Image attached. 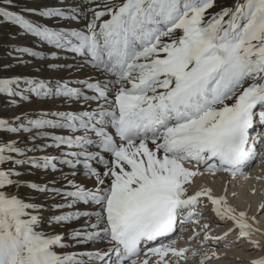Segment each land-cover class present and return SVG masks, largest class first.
<instances>
[{
	"label": "snow or ice",
	"instance_id": "obj_1",
	"mask_svg": "<svg viewBox=\"0 0 264 264\" xmlns=\"http://www.w3.org/2000/svg\"><path fill=\"white\" fill-rule=\"evenodd\" d=\"M214 7L0 0V26L19 29L8 38H32L0 44V73H36L0 74V111L23 109L0 115V264H207L233 231L261 249L227 188L193 190L202 176L246 180L264 156V0ZM209 205L232 225L221 236L201 223ZM85 245L98 246L64 251Z\"/></svg>",
	"mask_w": 264,
	"mask_h": 264
},
{
	"label": "rangeland",
	"instance_id": "obj_2",
	"mask_svg": "<svg viewBox=\"0 0 264 264\" xmlns=\"http://www.w3.org/2000/svg\"><path fill=\"white\" fill-rule=\"evenodd\" d=\"M50 0H43V3H47L49 4ZM18 6H24L25 4V0H17ZM233 3V0H217V7H214L213 9H211V12H216L219 10L220 5H227L230 6ZM28 7H40V4H27ZM13 10H19V7H17L16 9ZM34 20H39V17H31ZM44 23H47L49 26H54L57 23L62 24L63 26L66 25V21L63 22H57V21H53V20H45L43 21ZM19 29L16 27H13L9 24H3L2 26H0V36H2V39H0V44L2 45H11V44H17V45H30L32 43V38L31 37H22V38H17L15 40H10L8 38L9 33H16L18 32ZM8 51L7 47H0V57H3L4 54ZM12 61L10 59H0V66L4 65V64H9ZM32 74L35 75L36 73H32L29 71V68H23V67H16V68H12L7 72H2L0 74L8 76V75H12V74ZM28 107V106H25ZM23 109H16L15 111L12 110H5V111H0V115L2 116H11L14 115L16 112L22 111ZM260 150V149H258ZM259 165H264V156H261L259 158V160L257 162H254L251 164L250 167H248L246 170L248 171H255V168ZM37 176H41V173H36L34 176H30V177H26L27 179L30 180H35V179H39L37 178ZM225 176V175H224ZM220 178L222 179V181H225L226 183V188H235V196L233 197V194L230 195V199L234 202V204L236 205L237 209H244L245 212L247 214H253L256 216V218H258L260 221H262L264 223V210H261V206L264 205V188L263 190L261 188H258L259 183H257V181H255V179H251L248 182V188L247 189H242L241 187H239L237 184L238 182L235 184V181L232 182V180L228 179V182L226 181V177H223V175H220ZM214 179V180H212ZM216 176L215 177H211V176H202L200 178V182L206 184V185H212L214 184V189H218L219 185L221 186L222 183H216L215 182ZM250 185H252L255 189V191L253 192V189L250 188ZM213 186V185H212ZM217 186V187H216ZM233 186V187H232ZM237 188V189H236ZM26 191L25 189L21 190V193L23 194V192ZM250 191V192H249ZM256 201H259L260 204L257 205ZM208 212L210 211V206H209V210H206ZM258 212V213H257ZM210 214V213H208ZM212 219V220H211ZM206 222V220H205ZM207 222H211V223H216V225L212 226V231L214 232H220L223 230V227H220L219 225H217L216 219L213 218L212 216H208ZM202 223V222H201ZM218 226V228L216 227ZM228 226V225H227ZM229 227V226H228ZM189 230H191V225L188 226ZM227 231V229L225 230ZM190 232V231H188ZM222 233V232H221ZM224 233V232H223ZM182 233H179V235H181ZM187 237L189 236V233L186 234ZM191 235V234H190ZM202 236L197 237L198 240H201ZM229 238H231L230 241H228V243L231 244V248L230 247H223L224 250L226 249V251L220 253L221 256L223 257L222 259H213L211 260L210 264H229L231 263L232 260H234L233 262L237 263V264H249L250 260L252 258H255L257 256H259L261 254L262 251H264V240L261 243V249L259 250H252L251 246L244 240H241L239 243H236L237 241V233L236 231H233L229 236ZM196 239V241H193L192 243L195 244L198 240ZM237 245V246H236ZM234 246V247H233ZM246 251V252H244ZM233 252V253H230ZM235 252V253H234ZM246 254H244V253ZM223 254V255H222ZM237 254L239 256H237ZM236 255V256H235ZM236 259H235V258ZM210 262V261H209ZM183 264V262H182ZM187 264H191V261L187 262Z\"/></svg>",
	"mask_w": 264,
	"mask_h": 264
},
{
	"label": "bare ground",
	"instance_id": "obj_3",
	"mask_svg": "<svg viewBox=\"0 0 264 264\" xmlns=\"http://www.w3.org/2000/svg\"><path fill=\"white\" fill-rule=\"evenodd\" d=\"M75 2H79V0H75ZM57 3V0H50L49 1V4H56ZM80 23L81 22H76V21H72V22H68V21H66V27H80ZM45 107H46V105H45ZM249 170V169H248ZM248 170H246V175L249 177L248 179H243V178H239V179H235V178H233V177H231V176H227V175H225L224 176V174H219V175H217L216 176V179H215V182L218 184V183H222L221 184V186L219 185V187H218V189H214V184H212V185H206V184H204V183H202V182H200V178L201 177H198V178H196V181H195V185L193 186V190H195V189H197V188H199V187H201V186H208V187H210V188H212V190H213V192H214V194H216V195H222V194H225L224 193V189L226 188V183H225V181H222V179L220 178V175H223V177H226V181L228 182V179H229V177H230V179L232 180V182H234L235 181V184L238 182V186L239 187H241L243 190L244 189H247L249 186H248V182L251 180V179H255V181H257V183H259V186H258V188H261L262 190H263V188H264V180H258V179H256V177H264V165L262 166V165H259V166H257L256 168H255V171H248ZM37 178H39V176H37ZM212 180H214V179H212ZM217 187V186H216ZM233 187V186H232ZM250 188L251 189H253L254 187L252 186V185H250ZM237 189V188H236ZM235 192V188H227V195H228V198H229V202L237 209V207H236V205L234 204V202L230 199V195L231 194H233ZM250 192V191H249ZM256 204L257 205H259L260 204V202L259 201H256ZM210 206V205H209ZM211 207V206H210ZM237 211H245L244 209H237ZM208 213H210V214H208ZM258 213V212H257ZM204 215L207 217V219H208V216L210 215V216H212L213 218H215L214 217V214L212 213V212H208V211H205V213H204ZM248 215V217L250 218V217H253V216H255V215H253V214H247ZM256 217V216H255ZM207 219H206V222H205V220H202L201 222H202V224L203 223H209L210 224V229H209V231H210V234L212 235V236H221L222 234H221V232L223 233L226 229H228V228H230V227H232V225H231V223H224V222H221V221H219L218 219H216V222H217V225H219L220 227H223V230L222 231H220V232H214L215 231V229L214 228H212V226H214V225H216V223L214 224V223H211V222H207ZM258 221H259V224L257 225L258 227H260L261 228V230L262 231H264V223L262 222V221H260L258 218H256ZM212 220V219H211ZM252 221H251V219H249V223H251ZM214 224V225H213ZM229 227H228V226ZM188 226L189 225H186V231H185V234H188L189 233V235L191 234V230H189V228H188ZM217 228H218V226H216ZM212 229H214V231H212ZM188 231H190V232H188ZM184 237V239H182V240H177V243H176V246L177 247H185V246H187V244H188V241H187V237L186 236H183ZM202 238V237H201ZM253 239H256V240H259L260 241V243H262V241L264 240V236H262V235H260L259 233H257V234H255L253 237H252ZM198 240V239H197ZM231 240V238H229V237H227V239H226V241H221V245H223V244H225V243H228V241H230ZM198 242H199V240L195 243V244H198ZM98 245H85V246H79V248H76V247H69L68 249H65L64 251H69V252H71V251H78V250H92V249H94L95 247H97ZM100 246H102V245H100ZM237 246V245H236ZM212 245H211V243H209V245L204 249L205 251H210V250H212ZM234 247V246H233ZM231 248V247H230ZM218 252H220V253H222V252H224V251H226V249L224 250V248L223 247H219V248H217L216 249ZM58 251H59V249H58ZM244 252H246V251H244ZM243 252V253H244ZM225 253V252H224ZM230 253H233V252H230ZM235 253V252H234ZM244 254H246V253H244ZM221 255V254H220ZM223 255V254H222ZM240 255V254H239ZM238 254H237V256H239ZM236 256V255H235ZM222 257V256H221ZM144 257L142 256L141 257V259H143ZM235 258V257H234ZM236 259V258H235ZM223 260V259H222ZM234 260H232L231 261V263H229V264H237V263H235V262H233ZM211 263V261L210 262H207V264H210ZM216 263V262H215ZM214 263V264H215Z\"/></svg>",
	"mask_w": 264,
	"mask_h": 264
}]
</instances>
